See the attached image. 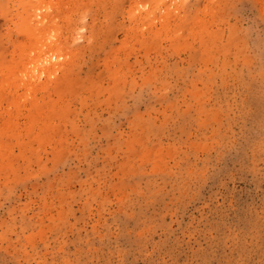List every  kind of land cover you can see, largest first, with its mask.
Listing matches in <instances>:
<instances>
[{
	"label": "rangeland",
	"instance_id": "374dc122",
	"mask_svg": "<svg viewBox=\"0 0 264 264\" xmlns=\"http://www.w3.org/2000/svg\"><path fill=\"white\" fill-rule=\"evenodd\" d=\"M0 264H264V0H0Z\"/></svg>",
	"mask_w": 264,
	"mask_h": 264
}]
</instances>
